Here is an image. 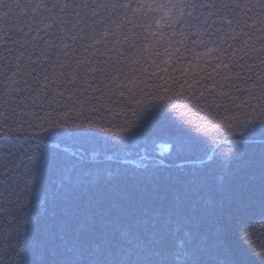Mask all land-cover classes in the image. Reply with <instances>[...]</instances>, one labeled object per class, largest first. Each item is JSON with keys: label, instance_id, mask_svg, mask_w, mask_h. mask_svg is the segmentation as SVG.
Listing matches in <instances>:
<instances>
[{"label": "snow or ice", "instance_id": "6c2138e0", "mask_svg": "<svg viewBox=\"0 0 264 264\" xmlns=\"http://www.w3.org/2000/svg\"><path fill=\"white\" fill-rule=\"evenodd\" d=\"M80 7L81 4L76 3V0H24L23 3L20 0H7V2L0 0V21L3 22L0 32L4 33L6 40L23 49L36 40H43L40 35L32 36L29 40L33 24L40 32L50 36L51 29L58 25H66L69 22L70 11H75ZM83 7H91L93 13L96 7L104 8L106 11L109 8H131L134 17L137 14L143 17L151 13L152 18L138 26L148 30L154 26L157 31L152 32L153 36H163L164 27H175L183 19L189 17L199 19L195 14L198 8L207 13L202 24L206 28L216 26L217 17H220L219 24L223 25L225 18L222 16V11L229 7L259 11L261 18L258 23L264 24V0H259L258 3L248 0L245 4L235 3L234 5L218 4L216 0H208L207 3L203 0L199 3L196 0H163V2L156 3L153 0L152 3L137 2L135 5L130 3L89 5L85 0ZM16 19H21V22L28 21L26 25L28 30L18 28L15 23ZM81 20V14L77 12L76 23H73L72 27L77 28ZM130 23L132 20H125L117 27ZM232 23V19L227 20L229 27ZM242 27L254 29L256 25L245 23ZM258 30L264 32V28ZM84 31L85 29L80 27L76 35L69 38L74 42L82 41L84 36L81 33ZM112 31L115 34V29ZM108 34L107 28L103 34L94 33V43L102 44L104 36ZM205 35H210V33L205 32ZM243 35L250 36L251 33L245 32ZM260 39L264 40V37ZM45 43L59 47L55 45L54 40L45 41ZM201 43L205 51L201 52L197 49L196 55L205 62L209 56L213 54L218 56V52L223 50L216 47V42H213L212 47L204 44L203 41ZM244 45L243 50L246 52L247 40H244ZM68 47L67 44L64 45V49ZM85 47L93 57L100 54L99 48L95 52L91 51L92 44H86ZM104 48L106 52L109 51L107 44H104ZM185 51L191 52L192 50L186 47ZM260 52L264 53V45L261 46ZM65 55H67L66 52ZM154 55L159 57L161 54L155 52ZM24 56H28L31 60L32 53L20 51L18 55H14L12 47L0 51V61H3L8 69L5 79L13 82V90L21 96L24 94V88L19 86L20 81L16 78L23 77L21 58ZM9 57H12V60H9ZM261 59L264 62V56ZM164 62L167 63V61ZM100 63L103 65L104 61L101 60ZM135 63L137 67L133 69L134 72H147L139 61ZM152 64L159 67L160 61L154 59ZM128 66L131 67V65ZM221 66L232 71L238 67L235 61L221 59L220 63L212 67L216 75L223 76L226 81L239 79L238 75L230 77L216 71ZM113 67L116 66L113 65ZM69 68L71 72L68 74L67 83L72 84L75 90L76 70L71 64ZM99 70L104 71L103 67ZM118 70L123 72V69ZM86 71L92 72L93 68L88 67ZM164 71L167 69L165 68ZM123 74L127 76V72ZM211 76L212 74L209 73L205 79ZM45 79L47 80L48 77L45 76ZM84 79L86 80L87 76ZM115 79L118 77L114 78V82ZM256 79L260 82L261 88V100L258 105L248 104L247 101L237 104L236 99L224 91L225 85H219L221 90L217 95L221 98L213 96L208 109L201 108V111H208V116L204 117L200 124H195L192 119L187 118V113L183 111L180 112V117L186 119L178 123L166 111H146L141 105L139 113L133 110V114L137 115L140 120L138 125L125 121L129 126L121 125V130L115 133L111 127L101 125L100 132L113 134L114 140H109V142L114 146L140 138L147 141L159 132L167 131L174 137L177 157H181L186 152L199 150L205 145L202 136L210 137L222 128H227L237 136L238 146L234 144V151L225 158L226 164L221 162L218 166L219 172L215 169L209 171L182 167L176 170L156 169L152 172L146 171L144 174H135L115 168L105 170L102 175L92 173L88 176L80 175L82 180L77 182V169L75 165H72L69 169L61 171L59 176L51 182L50 187L41 190L45 193L43 211L30 214L25 222V231H18L17 236L14 237L22 251H16V246H10L16 255L21 257L20 264H245L243 257L232 249L228 241L230 234L234 231L239 230L244 233L249 228H254L251 221L259 223L261 229H264V70ZM23 83L26 85L28 81L24 80ZM40 87L45 86L40 85ZM190 88L191 83L188 89L177 92L175 95L180 97ZM28 91L32 90L28 89ZM246 91L249 97L255 98L252 89L249 88ZM58 95L63 97L64 93L60 92ZM108 95L115 96L116 90L109 89ZM24 99L26 100L27 97L25 96ZM123 99L126 100L127 97ZM224 100H231L240 111H234ZM118 102L107 101L109 104ZM6 103L7 101H4V104ZM17 103H23V101L17 100ZM80 103L83 107V101ZM4 104H0V107H4ZM246 104L249 109L247 111L244 110ZM8 107L11 109L10 113L7 110L0 113L5 119L22 115L11 104H8ZM180 107L185 106L181 104ZM213 108L224 109L225 112L231 114L221 116L217 120L211 115L210 110ZM77 115H82V112L78 111ZM50 122L56 127L65 128L64 133L53 134L63 135L64 138L74 135L88 136L95 133L89 130L96 127L91 121L84 127L75 125L73 128H68L66 124ZM183 123L191 127H183ZM29 124L33 128L41 127L38 124H31V121ZM193 132L198 134H193ZM24 138L28 140L29 137L26 135ZM8 139L10 137H5L6 141ZM9 154L13 159L8 163H14L17 158L16 153ZM20 154L25 159H21L12 171L23 168L25 175L21 176L23 184L16 186L18 199L13 201V204L26 198L29 192L32 194L37 192V187L48 173L49 164L52 161L56 159L67 161L61 152L41 147L39 144L36 145V151L23 149ZM20 210L23 211V209ZM257 217H259L258 220ZM16 219L18 218L13 216V220ZM132 252H138L143 259L135 261L114 259L117 255L126 257ZM61 254L71 256V261L55 258ZM205 257L211 258L205 259Z\"/></svg>", "mask_w": 264, "mask_h": 264}, {"label": "trees", "instance_id": "16d2710c", "mask_svg": "<svg viewBox=\"0 0 264 264\" xmlns=\"http://www.w3.org/2000/svg\"><path fill=\"white\" fill-rule=\"evenodd\" d=\"M20 2L23 3L24 0H20ZM84 2L85 0H76V3L81 4V7L70 11L69 22L51 29L50 36L40 32L33 24L29 40L35 35L42 36L43 40H36L26 48L21 49L19 45L12 44L11 41L4 38V33L0 32V51L12 47L14 55H18L20 51L32 53L31 60L28 56L21 58L23 77L16 78L20 81L19 86L24 88L23 96L13 90L12 81L5 79L8 69L4 62L0 61V104L7 101L4 107H0V113L6 110L11 112L8 104L15 107L17 112L22 113V115L12 116L10 119H5L3 115H0V264H20L21 257L16 255L10 246H16V251H22L14 237L17 236L18 231H25V222L30 214H34L35 211H43L45 193L41 190L50 187L51 182L59 176L61 171L69 169L72 165H75L77 169V182L82 180L80 175L88 176L89 173L102 175L105 170L115 168L135 174H144L146 171L152 172L156 169L176 170L182 167L209 171L215 169L219 172L218 166L221 162L226 164L225 158L234 151V144L238 146L237 136L227 128H222L210 137L202 136L205 145L199 150L186 152L181 157H177L174 137L167 131L159 132L147 141L140 138L114 146L109 142V140H114L113 134L100 132L101 125L111 127L113 133L120 131L121 125L128 127L129 125L125 121H130L132 125H138L140 120L137 115L133 114V110L135 109L139 113L141 105L146 111H166L178 123L186 119L180 117V112L183 111L187 113V118L192 119L195 124H200L202 119L208 116V111H201V108L207 110L213 96L221 98L217 95L221 90L219 85H225L224 91L235 98L237 104L247 101L248 104L258 105L261 100L260 82L256 77L264 70V62L261 59L264 53L260 52L261 46L264 45V40L260 37H264V32L258 30L264 28V24L258 23L261 18L259 11L253 12L229 7L222 11V16L225 18L223 25L219 24L220 17H217L216 26L206 28L202 24L207 13L198 8L195 10V14L199 19L191 17L183 19L175 27H164L163 36H153L152 32L157 31L154 26L151 27V30L138 26V24L143 25L146 20L151 19V13H147L143 17L137 14L134 17L131 8H109L106 11L101 7H96L95 13H93L91 7H83ZM86 2L89 5L108 3L135 5L137 2L152 3L153 0H86ZM155 2L160 3L163 0H155ZM196 2L199 3L200 0H196ZM203 2L207 3L208 0H203ZM216 2L234 5L235 3L245 4L248 0H216ZM251 2L258 3L259 0H251ZM77 12L81 14L82 20L77 28H73L72 24L76 23ZM228 19L233 20L231 27L227 25ZM125 20H132V23L117 27ZM15 23L18 28L28 30L26 27L28 21L21 22V19H16ZM245 23L255 24L256 28H243L242 25ZM0 27H3L2 21H0ZM80 27L85 29L84 33H81L84 40L74 42L69 37L76 35ZM105 28L109 30V34L104 36L102 44H95L93 34L96 32L103 34ZM113 29H115V34H113ZM205 32L210 35H205ZM245 32H250L251 35L244 36ZM234 36L237 38L234 39ZM21 39H23L22 36ZM52 40L59 47L53 46L51 43L46 45L45 41ZM244 40H247L246 52L243 50L245 49ZM201 41L209 47H212L213 42H216V47L223 50L218 52V56L217 54L209 56L205 62L204 59L196 55L197 49L201 52L205 51ZM221 41L223 42L221 43ZM65 44L69 46L67 49H64ZM86 44L93 45L92 52L99 48L100 54L95 57L91 56L85 47ZM104 44L108 45L109 51H105ZM186 47L192 51H185ZM155 52H160L161 55L157 57L154 55ZM154 59L160 61L159 67L152 64ZM221 59L224 61L231 59L238 67L229 71L221 66L216 71L230 77L238 75L239 79L229 82L224 80L223 76L216 75L212 66L220 63ZM9 60H12V57H9ZM101 60L104 61L103 65L100 63ZM135 61H139V64L147 69V72H134L133 69L137 67ZM69 64L76 70L75 90L72 84L67 83L68 74L71 72ZM88 67H92L93 71L87 72ZM101 67L104 69L103 72L99 70ZM165 68L167 71H164ZM118 69L127 72V76ZM209 73L212 74L211 78L205 79ZM45 76L48 77L47 80ZM85 76H87L86 80ZM117 77L118 79H115L114 82V78ZM24 80L28 81L26 85L23 83ZM189 83H191V88L184 95L177 97L175 93L188 89ZM40 85L45 87L41 88ZM81 85L83 86L81 87ZM249 88L252 89L255 98L249 97L246 91ZM28 89L32 91L29 92ZM109 89H115L116 95L109 96ZM213 89L215 90L213 91ZM60 92L64 93L63 97L58 95ZM124 97L127 99H123ZM17 100H21L23 103L18 104ZM110 100L119 102L107 103ZM81 101H83V107ZM224 102L230 105L234 111H240L232 104L231 100H224ZM181 104L185 107L181 108ZM173 105L177 107L173 108ZM244 110H249L247 104ZM78 111L82 112V115L78 116ZM210 111L212 117L217 120L221 116L231 114L225 112L224 109L213 108ZM23 113H27V115H23ZM29 121L31 124H38L41 127L33 128ZM50 121L61 125L66 124L68 128H73L75 125L84 127L91 121L96 127L89 130L95 133L88 136L65 137L69 139L66 140L63 135H53L54 133H64L65 128L63 126L56 127ZM204 122L207 123L206 120ZM182 126L191 127L186 123H183ZM193 134L198 133L193 132ZM26 135L29 137L28 140L24 138ZM5 137H10V139L6 141ZM38 144L41 147L61 152L67 161L63 159L52 161L49 164L48 173L37 187V192L35 194L29 192L26 198L13 204V201L18 199L16 186L23 184L21 176L25 173L23 168L17 169L15 172L12 169L21 159H25L20 154L23 149L36 151ZM9 153H16L17 158L15 162L13 161L14 163H8L13 159ZM13 216L18 219L13 220ZM256 219L258 220L259 217ZM250 223L254 224V228H249L244 233L236 230L230 234L229 245L243 257L245 264H264V229H261V225L255 221ZM55 258L66 261L72 259L71 256L63 254ZM210 258L205 257V259ZM114 259L135 261L143 259V257L138 252H132L126 257L117 255Z\"/></svg>", "mask_w": 264, "mask_h": 264}]
</instances>
